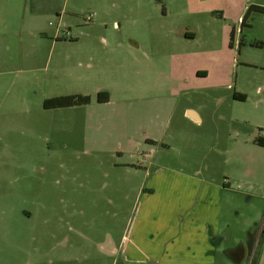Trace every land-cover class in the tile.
Instances as JSON below:
<instances>
[{
  "label": "rangeland",
  "instance_id": "1",
  "mask_svg": "<svg viewBox=\"0 0 264 264\" xmlns=\"http://www.w3.org/2000/svg\"><path fill=\"white\" fill-rule=\"evenodd\" d=\"M231 1L0 0V264H112L107 243L157 167L228 187L215 264H264V13L242 25L250 2L235 24ZM73 94L90 101L43 105Z\"/></svg>",
  "mask_w": 264,
  "mask_h": 264
},
{
  "label": "crops",
  "instance_id": "2",
  "mask_svg": "<svg viewBox=\"0 0 264 264\" xmlns=\"http://www.w3.org/2000/svg\"><path fill=\"white\" fill-rule=\"evenodd\" d=\"M232 1L237 7L235 24H240L241 15L248 3L264 6V0ZM263 16L258 15L256 18L264 28ZM222 30L223 33L229 31L224 27ZM229 35L227 37L230 39L223 49L235 55L236 51H241V42L239 37L238 42L234 40V34L232 38ZM177 36L183 39L195 38L198 32L184 27L178 31ZM258 37L263 46L264 36ZM233 61L235 63V57ZM227 62V58H216L212 66L214 69L221 68ZM258 64L264 67V56L257 60ZM198 71L202 74L200 76H208L210 73L199 68L194 73ZM234 93L246 98L244 92L235 89L231 94L233 100H244L234 98ZM193 109L190 106L184 107L182 118L188 122L202 121V116ZM254 138L252 142L255 144ZM144 175L147 178L137 189L135 211L125 222V231L119 244L116 245L113 240L107 243L106 249L114 255L112 264H215L217 239L222 238L219 237L221 195L228 187L199 174L170 167L146 169Z\"/></svg>",
  "mask_w": 264,
  "mask_h": 264
},
{
  "label": "trees",
  "instance_id": "3",
  "mask_svg": "<svg viewBox=\"0 0 264 264\" xmlns=\"http://www.w3.org/2000/svg\"><path fill=\"white\" fill-rule=\"evenodd\" d=\"M259 12L264 13V6L259 5H250L247 8L244 16L242 17V25L245 24V20L249 16L250 12ZM233 37V33H231V38ZM199 76L202 75L200 71L197 73ZM234 98L244 99V96H238L237 94H233ZM96 100L98 102H106L109 100V93L105 90H99L96 93ZM90 101L89 95H82V94H73V95H64V96H56L52 98H47L44 100L43 105L47 108L52 107H61V106H73V105H81L87 104ZM255 144L264 147V131L262 134H257L253 139Z\"/></svg>",
  "mask_w": 264,
  "mask_h": 264
},
{
  "label": "flooded vegetation",
  "instance_id": "4",
  "mask_svg": "<svg viewBox=\"0 0 264 264\" xmlns=\"http://www.w3.org/2000/svg\"><path fill=\"white\" fill-rule=\"evenodd\" d=\"M217 241H218V239H217ZM243 250H244V246L239 245V246H237V247H235V248L230 249V250L228 251V254H229L233 259L238 260V259L241 258V256H242L241 254H242Z\"/></svg>",
  "mask_w": 264,
  "mask_h": 264
},
{
  "label": "water",
  "instance_id": "5",
  "mask_svg": "<svg viewBox=\"0 0 264 264\" xmlns=\"http://www.w3.org/2000/svg\"><path fill=\"white\" fill-rule=\"evenodd\" d=\"M191 113V112H190Z\"/></svg>",
  "mask_w": 264,
  "mask_h": 264
}]
</instances>
